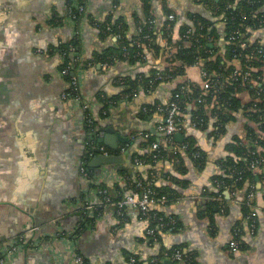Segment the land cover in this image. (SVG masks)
I'll return each mask as SVG.
<instances>
[{
    "label": "crops",
    "instance_id": "1",
    "mask_svg": "<svg viewBox=\"0 0 264 264\" xmlns=\"http://www.w3.org/2000/svg\"><path fill=\"white\" fill-rule=\"evenodd\" d=\"M220 1L86 0L87 13L73 25L68 17L60 19L68 0H0V243L22 234L29 238L6 264H133V256L148 261L176 246H182L190 259H166L173 264H264V180L259 174L255 177V228L245 217L246 189L237 195L226 190V201L215 196L214 177L222 172L223 160L235 156L230 146L247 139L251 121L244 107L223 130L217 126L214 104L201 105L197 98L207 93L203 63L188 66L176 79L140 85L138 90L124 93V77H148L152 68L168 65L167 55L157 56L154 50L137 64L117 59L112 65L84 67L95 51L117 40V36L103 39L95 23L111 15L126 22L130 34L142 30L136 29L139 20L154 17L158 42L165 51L173 49L166 32L175 44L181 39V27L189 24L195 28L201 17L212 30L209 45L216 48L214 57L225 58L230 42ZM169 15L175 19L170 20ZM78 34L82 36V64L76 75L83 96L93 103L98 143L106 146L109 155L122 158L118 163L96 166V153L91 165L98 174L91 182L81 171L88 150L85 110L63 97L68 81L61 73L63 59L57 52L62 40ZM257 39L264 41V26L253 29L246 38ZM226 61L240 65L237 59ZM183 83H188L193 99L184 110L182 128L177 132L181 136L175 134L169 143L157 131L164 120L158 105L171 100ZM240 94L245 102L250 99L248 90ZM102 99L109 101L103 113ZM201 107L208 117L204 127L194 118ZM109 128L117 137V148L100 142ZM153 135H158L155 142L150 141ZM188 140L205 154L202 167L196 160L200 153L187 150ZM156 143L169 148L171 156L153 166L139 157L154 151ZM152 168L161 176L158 186L169 184L167 179L174 177L175 199L168 202L163 197L156 208L178 222L175 231H162L157 242H151L149 218L139 208L119 212L114 205L100 206L99 189L93 187L97 181L109 187L119 184L128 195L132 193L130 182L146 179ZM79 255L84 262L78 261Z\"/></svg>",
    "mask_w": 264,
    "mask_h": 264
},
{
    "label": "trees",
    "instance_id": "2",
    "mask_svg": "<svg viewBox=\"0 0 264 264\" xmlns=\"http://www.w3.org/2000/svg\"><path fill=\"white\" fill-rule=\"evenodd\" d=\"M80 1L86 2V0ZM72 4L73 0H68L65 16L60 18L61 22L69 17V8ZM263 5L264 0H221L218 2L220 11L225 14L224 22L226 24L227 38L230 42L225 58L219 55L214 57L216 48L209 45L211 42L209 34L212 30L207 20L201 17H198L199 20L195 19V28L189 24H184L181 27V39L178 42L176 41L175 44L172 43L171 37L168 36L169 33L166 32L165 37L168 39L169 46H172L173 49L165 51V47L158 42L153 21L154 17L149 15L145 20H139L136 23V29L142 27V30H137V34H130L129 30H131V27L122 19L115 20L111 15L104 21H96L95 23L102 31L103 39L107 36H117V40L111 46L95 51L90 58L84 61V67L88 68L90 64L94 63L112 65L117 59L128 61L131 64L141 63L145 61L147 52L151 50H154L157 56L161 54L167 55L168 65L163 68H152L148 77L144 76V74H142L143 76L140 79L124 77L122 83L125 87L124 93L136 91L138 90L137 86L140 85L149 87L152 82L159 84L162 81L176 79L178 76L186 73L188 66L203 63L202 69L207 72V76L204 77L205 82L206 80L211 81L212 86L209 89L205 88L207 93L204 95L199 94L197 98H201V105L202 103L214 104L212 113L217 117V126H220V129L223 130L227 122L234 120L237 112L243 107L251 121L247 125V139L245 141L239 139L235 144L233 143L230 146L235 156H229L223 160L222 172L214 177L215 186L218 188L215 196L217 198L221 196V201H226L224 193L226 190L233 195H237V193L246 189L247 193L243 198L245 217L250 222L255 221L256 223L258 221L256 210L244 201L251 191H255L256 193L258 191L255 187L256 175L259 174L264 180V52H260V50H263L264 41L260 39L254 41L247 40V46L241 47L239 43L241 37L239 34H242V39L245 40L251 36L253 29L264 26ZM82 18L83 15L79 14L75 22L78 23ZM236 33L238 36L232 40V35ZM57 52L60 53L63 59L62 68L69 62L73 63V68L65 77L66 81H69L76 75L78 67L82 64L81 60L75 62V57H81L82 36L78 34L62 40L57 47ZM235 59L239 60V66L233 63L228 64L226 61ZM157 75L161 76L160 79H157ZM187 85L188 83H183L178 86L171 99L179 104L180 111L178 117L181 123L182 119H184L183 114L186 105L189 100L193 99V95L186 88ZM244 90H248L251 94L250 99L246 102L240 94ZM102 102L105 103L103 113L109 101L102 99ZM86 116H88L87 113ZM194 118L199 126L204 127L207 124L208 117L205 109H202V107L196 111ZM97 124L96 115L93 122H90L88 117H85L84 127L88 144L91 137L98 143L99 133ZM157 140L158 135H153L150 141L155 142ZM186 144L185 146H187L188 151L191 150L195 154L197 152L200 153L196 155V160L197 164L202 167L206 161L203 151L195 149L192 140H188ZM87 146L88 150L84 161L87 162L89 174L94 180L98 174V169L91 165V160L96 154V150L89 145ZM170 151L169 148L161 146L139 158L145 159V163L154 166L157 160L165 156H171ZM253 164H255V167ZM119 171L128 175V171L122 166H119ZM160 178L161 176L156 172L155 168H152L146 179L130 182L133 193L141 194L145 189H150L152 197L156 201L152 205V213H156L158 217H165V226H161L159 220H153L151 227L154 228L155 233L149 234L151 242L160 241L162 231H166L168 229L167 224L170 223L171 219H174L173 216L166 215L162 210L156 208L163 197H167L168 202L175 199V188L172 186L175 183L174 177L167 179L169 184L158 186L157 182ZM247 183H249L248 186ZM93 187L107 189L108 194L112 195L116 200L127 196L119 184L109 187L106 183L97 181L93 184ZM116 191L118 192L116 193ZM100 196L102 200L100 206H110V204L105 202V195L100 194ZM213 204L215 205V203ZM86 220L91 219L86 218ZM174 220L176 230L178 222L176 219ZM176 250L182 252L184 259H190V255L184 253L182 246H176L170 250H164L158 255L151 256L148 261L142 260L139 256H133L136 259L133 264H149L152 260H155L156 264H162L167 259V253L172 255Z\"/></svg>",
    "mask_w": 264,
    "mask_h": 264
},
{
    "label": "built area",
    "instance_id": "3",
    "mask_svg": "<svg viewBox=\"0 0 264 264\" xmlns=\"http://www.w3.org/2000/svg\"><path fill=\"white\" fill-rule=\"evenodd\" d=\"M87 13V5L86 2H82L80 0H73V4L69 8V17L68 20L74 25L76 24L75 19L79 14H82L85 16ZM170 20H174L175 17L174 15H169ZM78 32V31H77ZM238 34H233L232 35V40L236 39ZM239 36L243 37L242 34H239ZM239 40V43L241 47H246L247 46V40ZM260 52H264V47L263 50H260ZM81 60V57L77 56L75 57V62ZM73 68V63L69 62L66 66H64L61 69V73L63 76H67V74L70 72V70ZM79 70V67H78ZM75 74V73H74ZM204 77L207 76V72L203 71ZM160 75H157V79H160ZM212 86V82L209 80H206L205 82V88L209 89ZM63 97L65 99H72L78 102L81 107L85 110V117H88V120L90 122H93L95 120V111L93 107V103L89 100H87L81 90H80V81L77 75H75L71 80L68 81V88L65 90ZM158 110L163 112L164 114V120L163 122L159 123L157 126V131L164 135L165 139L167 142L171 143L173 142V137L174 135L182 128V123L179 121V104L174 101V100H169L167 103L164 104H159L158 105ZM86 113L88 116H86ZM87 145L91 146L93 149L96 150L97 154H103V155H109L107 152V148L105 145L96 143L92 137L90 138L89 144ZM160 144L156 143L154 144V148L158 149L160 148ZM264 160V159H263ZM255 167V164H253ZM81 171L84 175V177L88 181H93V178L89 174V170L87 168V162L83 161L81 165ZM99 194L105 195V202L110 205H114L119 209V212H122L124 209L128 207H137L139 208L148 218L150 222V226L148 228V233L149 234H154L155 230L153 227H151V224L153 220H159V223L161 226H165V217L163 216H157L156 213H152V205L156 203L155 198L152 197V191L150 189H145L141 194L140 193H130L126 197L121 198V199H114L112 195L108 194L107 189H99L98 190ZM256 192L251 191L247 197L246 200L244 201L246 204L249 206H253V201L255 199ZM251 226L253 228L256 227V222L251 221ZM168 225V231H175V220L171 219L170 223ZM28 237L26 234H22L15 239H11L10 241H7L6 243H0V264H6L8 260L13 257L15 254L20 252L24 247L26 246L28 242ZM167 258H170L172 260H181L183 259L182 252L180 250H176L175 253L172 255H169L167 253ZM78 261L79 262H84V259L82 256H78ZM131 261L134 263L136 259L134 257L131 258ZM149 264H156L155 260H152Z\"/></svg>",
    "mask_w": 264,
    "mask_h": 264
},
{
    "label": "water",
    "instance_id": "4",
    "mask_svg": "<svg viewBox=\"0 0 264 264\" xmlns=\"http://www.w3.org/2000/svg\"><path fill=\"white\" fill-rule=\"evenodd\" d=\"M107 134L102 133L101 137H100V142H105L106 144L111 145L112 147L117 148L118 147V143H117V137L114 134V130L112 128L106 129ZM111 133V134H110ZM176 135H180L181 134H177ZM120 140H123L122 138H119ZM122 158L121 156H116V155H97V159H95L94 164L96 166L102 165V164H114V163H118L121 162ZM226 194H228V192H226ZM164 264H173L172 260H166L164 262Z\"/></svg>",
    "mask_w": 264,
    "mask_h": 264
}]
</instances>
